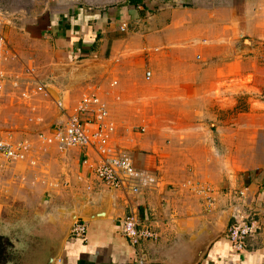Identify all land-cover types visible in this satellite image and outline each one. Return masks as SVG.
Segmentation results:
<instances>
[{"label":"crops","instance_id":"obj_1","mask_svg":"<svg viewBox=\"0 0 264 264\" xmlns=\"http://www.w3.org/2000/svg\"><path fill=\"white\" fill-rule=\"evenodd\" d=\"M132 6L140 7L126 4L122 15L119 10L122 25L135 16ZM54 12L49 24L40 26L51 47L50 63L85 58L107 62L100 74L63 94L60 121L74 114L75 101L87 94L83 91L98 95L115 125L112 141L129 149L146 173L147 186L137 196L99 185L92 173L99 158L92 147H67L60 151L63 154L48 150L55 153L59 168L67 164L65 173L69 159L86 158L81 172L73 169L69 185H63L69 178L62 177L60 186L54 183V187L46 175L42 184L33 185L31 174L23 170L24 180L15 188L12 168L0 157V202L6 196L7 203L19 199L24 207L17 222L0 212V234L6 231L2 234L10 241L23 238L22 252L34 250L38 264H46L55 250L52 264H264L263 241L253 239L245 253L233 254L213 238L225 222L207 212L206 198L224 196L221 201L227 203L228 189H234L230 195L237 191L233 200H245L264 212V169L251 172L224 159L223 141L237 138L239 130L232 118L231 127L225 128V104L215 95L217 90L223 92V67L207 62L205 47L196 37L177 42L175 35L159 34L133 44L106 27L116 15L103 17L81 6L64 10L62 16L59 10ZM99 41L104 55H96ZM4 207L0 204V209ZM131 213L146 226L150 223L147 227L156 238L138 244L127 239L121 222ZM76 221L87 226L82 237L70 234ZM206 242L211 244L197 263L196 252ZM31 260L23 255L24 264H32Z\"/></svg>","mask_w":264,"mask_h":264},{"label":"rangeland","instance_id":"obj_2","mask_svg":"<svg viewBox=\"0 0 264 264\" xmlns=\"http://www.w3.org/2000/svg\"><path fill=\"white\" fill-rule=\"evenodd\" d=\"M172 1L175 4L168 0H142L139 9L131 7L135 8V16L132 14L131 18L125 20L127 23L122 25L119 10L121 15L125 14L124 5L128 4L129 0H0V36L4 39L0 48V144L15 148L23 144L27 145L23 155L16 158H11L0 150L2 162L7 166L10 165L15 175L11 181L12 186L16 188L22 184L23 170L27 176L28 173L31 174L33 185L42 184L45 175L51 180L48 183L51 187L55 186L54 183L60 186L62 177L69 178V181L63 183L69 185L74 175L73 169L81 172L82 162L86 158H81L79 162L69 159L70 164L66 169L68 173H65L67 164L59 168L54 152L63 154L60 151H65L67 147H92L99 159L103 154L99 150V143L95 146H60L57 141H50L56 127L61 126L59 111L63 94L76 86L68 88L67 79L53 77L52 70L56 64L50 63L53 60L51 47L46 43L44 29L41 30L40 26L45 22V25L49 24L48 19L52 14L53 16L56 14L55 10L57 12L59 10L58 13L62 16L64 10L76 6L90 8L103 17L109 13L116 15L117 19L112 24L108 21L106 27L108 25L112 27L113 36L115 34L119 36L121 33V36L132 40L133 44L136 40L142 44V40L159 34L175 35L177 42L196 37L205 47L207 62L211 64L216 62L225 70L223 92L217 90L215 95L225 104V128L231 127V122L228 120L232 118L234 129L238 127L239 130L237 138L223 141L225 161L229 165L234 161L240 169H251V172L257 168V170L264 169V0ZM192 38V44L196 43ZM126 42L128 43L129 40L126 39ZM184 43L189 46V42L184 41ZM102 46H104L103 42L99 41L96 55H104ZM109 50L108 46L107 57L110 55ZM197 59H200L199 55ZM148 68V65L145 66V69ZM3 74L5 77H1ZM86 82L88 81L82 84ZM83 92L87 93L86 96L99 98L96 94ZM84 97L75 101L74 114ZM98 106H102L106 115L97 114ZM79 113L85 119L88 117L97 123L110 124L109 126L113 127L109 131L105 129L109 134L108 151L130 154L129 149L124 145L112 141L115 125L112 124L108 110L99 99L97 105H91L88 111L83 110ZM96 115L102 118L97 120ZM238 122L239 125L236 126ZM215 143L219 147L220 142ZM29 150L31 153L26 155ZM99 161L93 167L92 173L99 185L109 189V186L94 172ZM233 190L224 191L227 194V203L221 201L224 196L220 198L208 196L207 212L216 214L214 220L221 221L222 218L221 222H225L223 228L219 229V233L213 238H219L233 254H243L250 249L253 239L263 244L264 212L260 213L252 209L245 200L240 202L233 200L237 196V191L233 195L229 194ZM207 191L212 192L209 188ZM6 200L5 196L0 202L5 206L0 212L5 217L15 218L17 222L18 216L24 209L23 203L19 199L11 203H7ZM223 216H226V219ZM236 220L240 224L257 226H255L256 231L245 234L237 243L233 241L230 233V229L237 224ZM139 221L141 225H146ZM80 222L85 224L84 221ZM147 226L150 227V223H147ZM1 234L0 264L11 261L15 264H24L23 255H29L32 264L39 263L34 250L30 254L27 250L22 252L23 238H12L10 241L11 239L9 240L6 235ZM240 244L242 246L238 248Z\"/></svg>","mask_w":264,"mask_h":264},{"label":"built area","instance_id":"obj_3","mask_svg":"<svg viewBox=\"0 0 264 264\" xmlns=\"http://www.w3.org/2000/svg\"><path fill=\"white\" fill-rule=\"evenodd\" d=\"M3 43L4 39L0 36V48ZM97 104L98 99L91 96L84 97L79 103L75 114L68 115L67 118L61 122V126L59 125L56 127L57 129L50 137V141L52 142L55 140L60 146H95V144L99 143V150L103 154H101V159H99L100 163L94 171L95 174L109 186V189L129 191L138 196L142 193V189L147 186V176L144 170L136 166L132 156L127 152L114 153L107 150V142L109 141L107 130L113 129L112 126H109L110 124L103 125L100 122L97 123L87 116L85 119V117L83 116V118L79 113L83 110L88 111L91 105ZM96 110L97 114L106 115L102 106L96 107ZM95 118L99 120L102 117L96 115ZM26 149L27 145L25 144L21 145L19 148L0 144V150L11 158L21 157ZM236 223L237 224L230 229L231 238L235 243L239 242L245 234L256 231L255 224H240L238 220H236ZM86 230L87 226L83 222L76 221L72 226L71 234L82 237L85 235ZM121 232L135 244L156 236L155 232L150 230L146 225H141L139 219L133 213L123 218L121 222ZM241 246L240 244L238 248Z\"/></svg>","mask_w":264,"mask_h":264},{"label":"water","instance_id":"obj_4","mask_svg":"<svg viewBox=\"0 0 264 264\" xmlns=\"http://www.w3.org/2000/svg\"><path fill=\"white\" fill-rule=\"evenodd\" d=\"M107 67V62L97 59H82L67 64H58L53 67L54 78L67 79V87L72 88L97 76ZM103 215V212L100 213ZM209 244L207 242L196 252V262L199 263ZM57 252L52 253L46 264H52Z\"/></svg>","mask_w":264,"mask_h":264},{"label":"trees","instance_id":"obj_5","mask_svg":"<svg viewBox=\"0 0 264 264\" xmlns=\"http://www.w3.org/2000/svg\"><path fill=\"white\" fill-rule=\"evenodd\" d=\"M140 3H142V0H129V2H128V4L134 5V6H137Z\"/></svg>","mask_w":264,"mask_h":264}]
</instances>
